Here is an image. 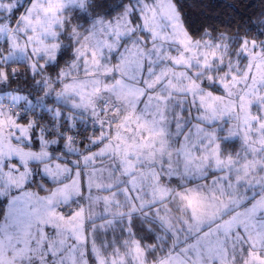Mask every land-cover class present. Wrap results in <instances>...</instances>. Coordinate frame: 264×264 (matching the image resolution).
Returning a JSON list of instances; mask_svg holds the SVG:
<instances>
[{"label": "snow or ice", "instance_id": "1", "mask_svg": "<svg viewBox=\"0 0 264 264\" xmlns=\"http://www.w3.org/2000/svg\"><path fill=\"white\" fill-rule=\"evenodd\" d=\"M224 6L0 0V264H264V0Z\"/></svg>", "mask_w": 264, "mask_h": 264}, {"label": "trees", "instance_id": "2", "mask_svg": "<svg viewBox=\"0 0 264 264\" xmlns=\"http://www.w3.org/2000/svg\"><path fill=\"white\" fill-rule=\"evenodd\" d=\"M176 2L194 24L212 23L219 26L220 21L233 16L232 9L224 6L229 3L236 4L240 12L246 10L252 19H255V14L261 10V0H176Z\"/></svg>", "mask_w": 264, "mask_h": 264}]
</instances>
